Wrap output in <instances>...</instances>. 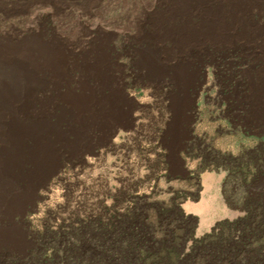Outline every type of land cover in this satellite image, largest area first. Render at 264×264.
<instances>
[{"label": "rangeland", "instance_id": "obj_1", "mask_svg": "<svg viewBox=\"0 0 264 264\" xmlns=\"http://www.w3.org/2000/svg\"><path fill=\"white\" fill-rule=\"evenodd\" d=\"M95 4L0 0V36L5 38L43 28L46 39L56 33L73 51H84L101 33L113 34V88L121 96L120 114L106 129L94 130L72 150H61L29 187L11 218L26 241L20 254L33 235L45 231L67 232L110 214L129 216L139 207L153 219L173 204L194 219L183 247L188 254L193 241L217 223L244 217L239 202L229 205L224 192L233 187L238 200L264 188V108L251 100V85L264 70V49L193 44L177 51L162 42L161 59L170 52V64L180 65L184 74L180 82L169 72L152 76L142 53L156 43L140 32L149 29L141 25L147 0ZM253 17L264 24V17ZM235 161L246 164L238 177L232 172ZM165 231L154 230V238L164 239ZM60 249L49 246L42 255L58 259ZM7 252L1 251L3 259Z\"/></svg>", "mask_w": 264, "mask_h": 264}, {"label": "bare ground", "instance_id": "obj_2", "mask_svg": "<svg viewBox=\"0 0 264 264\" xmlns=\"http://www.w3.org/2000/svg\"><path fill=\"white\" fill-rule=\"evenodd\" d=\"M86 1L93 7L99 0ZM147 2L141 25L149 29L140 32L156 43L142 53L152 76L169 72L180 82L184 74L180 65L170 64V52L161 59L162 42L177 51L193 44L264 49V24L253 17H264V0ZM112 36L101 33L84 51H73L56 33L46 39L43 28L17 38L0 36V222L7 223L0 225V250L8 251L6 257L26 245L11 218L36 178L61 150H72L120 114ZM251 100L264 108V70L251 85Z\"/></svg>", "mask_w": 264, "mask_h": 264}, {"label": "trees", "instance_id": "obj_3", "mask_svg": "<svg viewBox=\"0 0 264 264\" xmlns=\"http://www.w3.org/2000/svg\"><path fill=\"white\" fill-rule=\"evenodd\" d=\"M235 177L245 173L246 164L235 161ZM251 166L253 162H250ZM226 191V190H225ZM235 189L224 192L229 205L239 202L245 215L221 221L213 231L193 241L191 252L183 253L191 237L194 219L183 216L175 204L159 209L150 219L144 209L129 216L95 218L67 232L45 231L33 235L24 254H10L5 264H264V188L235 200ZM166 229L156 240L154 230ZM178 229V230H177ZM61 246L60 258L46 259L49 246Z\"/></svg>", "mask_w": 264, "mask_h": 264}]
</instances>
